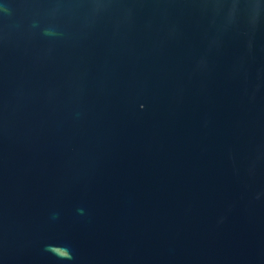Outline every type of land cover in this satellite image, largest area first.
Here are the masks:
<instances>
[{
	"label": "water",
	"instance_id": "obj_1",
	"mask_svg": "<svg viewBox=\"0 0 264 264\" xmlns=\"http://www.w3.org/2000/svg\"><path fill=\"white\" fill-rule=\"evenodd\" d=\"M0 264H264V0H0Z\"/></svg>",
	"mask_w": 264,
	"mask_h": 264
}]
</instances>
